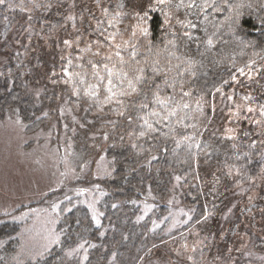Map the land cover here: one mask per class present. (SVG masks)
Listing matches in <instances>:
<instances>
[{
  "label": "rangeland",
  "instance_id": "374dc122",
  "mask_svg": "<svg viewBox=\"0 0 264 264\" xmlns=\"http://www.w3.org/2000/svg\"><path fill=\"white\" fill-rule=\"evenodd\" d=\"M176 3L180 0H173ZM151 11L163 16L169 12L167 23L164 16L166 27L189 23L186 8H164L157 0H5L0 4V65L13 62L26 71V90L35 108H40L33 119L43 117L41 124L29 129L16 111L0 114V223L16 227L4 242L0 239V264H38L56 245L63 251L59 264H86L88 259V264H140L154 246H163L169 264H264L240 258L248 250L250 235L260 240L264 234V120L262 104L255 103L264 85V58L239 67L228 90L219 88L198 100L184 96L185 90L174 81L175 88L162 94L174 101L168 106L169 111L176 109L173 116L155 104L139 108L142 97L136 95L113 96L103 103L107 80L99 81L93 72L105 75L104 64L119 71L117 51L128 58L133 45L137 53L140 44L142 50ZM93 91L95 96L85 95ZM118 100L128 105L126 117L117 115ZM152 111L166 120L156 123ZM139 116L155 130L142 129ZM181 118L183 123L178 122ZM164 124L184 127L173 137V149L196 156V172L184 176L187 183L180 175L171 177L168 196L162 199L170 207L158 217L157 209L141 199L110 204L101 185L92 183L111 175L112 151L151 142ZM141 130L144 137H139ZM206 134L231 139L237 146L234 154L217 162L211 161L209 152L196 155ZM195 185L205 193L207 209L204 218L192 224L193 210L183 203V194ZM228 198L230 206L222 217L232 213L235 223L220 222ZM127 210L131 218L120 215ZM234 212L242 214L240 222ZM96 226L98 243L61 244L73 232L89 239ZM79 245L84 247L65 255Z\"/></svg>",
  "mask_w": 264,
  "mask_h": 264
},
{
  "label": "trees",
  "instance_id": "16d2710c",
  "mask_svg": "<svg viewBox=\"0 0 264 264\" xmlns=\"http://www.w3.org/2000/svg\"><path fill=\"white\" fill-rule=\"evenodd\" d=\"M181 2L186 4L189 0H180ZM195 2L200 5L204 3V0H195ZM211 2L212 0H208V3ZM227 4L228 6L224 7L223 0H215L213 7L203 11L198 7L192 9L183 7L187 9V14L189 13L188 28H184L182 25L166 27L162 13L151 11L148 20V34L142 38V50L140 44L137 59L141 63L145 58L149 63L158 60L161 62V68H165L166 71L171 68L169 76L172 79L175 78L174 81H176L178 89L183 88L197 100L199 97H209L217 88L228 90L239 67L264 58V0H227ZM217 7L220 10H217ZM191 25H195V27ZM185 31L194 38L192 41H188L186 48L183 46V41L188 40L183 36ZM208 40L212 41L211 47L207 44ZM169 41H175L178 44V49H172ZM150 48L151 51H149ZM170 50L175 51L176 56L181 59L191 58L195 61V66L190 69L195 73L194 76L189 75L187 65L181 64L180 60L175 57L170 58L172 63L167 65V59H169L167 53ZM158 51L159 55H157ZM166 65L167 67H165ZM176 65H180L179 68ZM178 72H184L185 75L181 77ZM149 75H151L150 72ZM23 77H27L26 71L15 63L9 62L0 65V114L7 109L16 111L26 122L27 128L34 129L37 124H41L43 117L41 115L36 117V120L33 119V116L40 112V108H35L37 105L32 102L30 94H28ZM162 80V76L156 77L157 83ZM261 88L262 90L257 94L255 101L259 106L264 105L263 84ZM166 89L168 88H165L163 93L167 91ZM150 96L151 93H149ZM178 98L181 99L180 96ZM133 105L135 104H132L131 108L134 107ZM30 106L34 107L32 111ZM182 130L184 127L181 125L164 124L151 142H140L134 148L128 146L116 148L111 153L113 157L111 175L102 178L100 183L97 182L98 180H94L92 184L101 185L106 197L111 201L110 204L126 205L129 201L141 199L142 201L139 200V202L150 204L153 206V210L157 209L155 214L158 217L170 207L168 203H162V199L168 196L171 177L175 174L180 175L181 180L187 183L188 179L184 176L189 177L196 172L194 165L196 156L193 159L186 152L173 149V137ZM236 147L231 139L218 134L208 137L206 134L200 141L196 155L209 152L211 161L217 162L223 155L232 156ZM183 185V183L180 185L181 189ZM204 198L205 193L199 190L196 185L183 194V203L193 210L192 224L204 218L207 209L204 205ZM229 206L230 198L226 200L224 210L220 213V222L235 223L232 220V213L222 217ZM123 214L131 218L128 210L120 212V215ZM234 214L238 219L237 222H240L242 214L240 212H234ZM87 227L90 228V225ZM125 228H128L126 231L132 230L130 227ZM13 229H16L14 225L0 223V239L4 242L13 234ZM135 229L136 231L141 230ZM185 229L182 231L184 232ZM98 230L97 226L92 227L88 234L90 235L89 239L78 237V232L69 233L66 241L64 240L61 244L71 246L82 242L79 240L87 241V243L82 242L85 245L96 244V238L100 236ZM247 232L250 233V230ZM250 236L252 240L247 246L248 250L246 249L240 258L246 256L249 257V259L246 258L247 262H264V234L260 240L252 234ZM69 238H74L77 242L70 244ZM108 242H111V238L108 239ZM10 243L12 241L5 244L9 245ZM104 244L108 245V243ZM56 246L38 264H59L63 251L59 249L58 245ZM162 247L154 246L151 251L141 257L140 264L145 261L151 264H169L170 259H167L166 254L163 255ZM100 258V255L96 257L98 261ZM89 260L86 261V264L89 263ZM124 264L129 263L125 262Z\"/></svg>",
  "mask_w": 264,
  "mask_h": 264
},
{
  "label": "snow or ice",
  "instance_id": "6c2138e0",
  "mask_svg": "<svg viewBox=\"0 0 264 264\" xmlns=\"http://www.w3.org/2000/svg\"><path fill=\"white\" fill-rule=\"evenodd\" d=\"M5 0H0V4H3ZM157 4L160 6H163L164 8H176L179 9L181 7H186L188 9H192L193 7H198L201 11H203L206 8L213 7L215 5V0H212L211 3H208V0H204L203 4L197 5L195 0H189L188 3H176L173 4V0H157ZM224 7H227V0H223ZM217 10H220L219 7H217ZM165 16V22L167 23L169 20V12L164 13ZM192 27H195V25H191ZM184 28H188L189 24H183ZM135 35V33H133ZM183 36L187 37V41H183V46L186 48L188 41H192L194 38L192 35L185 31L183 32ZM67 43V41L65 42ZM169 44H171L172 49H178V44L175 41H169ZM207 44L209 47L212 45V41L208 40ZM199 46V45H197ZM133 51L129 53L128 58H125L121 55L119 51L115 53L117 57H119L120 61V69L119 71H113L112 68L108 66V64L103 65V72L105 75H101L100 72H93V75L101 82H103L105 79L107 80V84L105 85L106 91L108 95L105 97L103 103H108L111 101L113 96H120V97H131L133 95L141 96L142 99L139 101V108L141 109H148L150 105H158L163 111L167 112L168 116L176 115V109L173 108L171 111L168 110V106L170 101H172V98L168 96H162L163 91L165 88H175V83L173 78L172 80H169L168 76L171 71V68H168L167 71L165 68L160 67V61L153 60L151 63L148 62L147 58H145L144 62L141 63L139 59H137V51L135 50V45L132 46ZM167 47V45H166ZM152 49L150 48L149 51ZM160 52H157V55H159ZM203 54V53H201ZM167 65H170L172 63V60L170 58L175 57V59L180 60L181 64L187 65L188 67V74L191 76H194L195 73L191 72L190 69H192L195 66V61L191 58L188 59H181V57L176 56L175 51H168L167 53ZM108 59H111L109 57ZM89 64L92 65L93 69L97 68V65L94 64L92 61H89ZM147 65V67H145ZM167 65L165 67H167ZM180 65H176L177 68H179ZM242 71V70H241ZM149 72L151 75H149ZM67 74V73H65ZM178 75L183 77L185 75L184 72H178ZM163 76V80L159 83L156 82V77ZM81 83H84L83 80L80 81ZM118 82V84L116 83ZM93 88L96 86L93 85ZM183 87V85H181ZM217 91L220 89L217 88ZM149 93H151V96L149 97ZM92 95L95 96L96 92L93 91L91 93L86 92L85 95ZM184 96L190 95L189 92L185 91L183 92ZM231 99V97H229ZM248 99V98H245ZM117 103L121 104V110L117 113V115L121 117H126V109L128 108V105L125 104L123 101H117ZM135 106V105H133ZM180 106V105H178ZM184 109H187L189 105L187 103H184L182 105ZM247 111L253 112V108H248ZM152 116L158 117L156 120V123H161L166 120V117H162L159 112L152 111L150 113ZM260 115L264 117V105L260 107ZM140 120H143L144 123L141 125L142 129H147L148 131H154L152 124H150L146 117L139 116ZM184 118H181L178 122L183 123ZM195 127V125H193ZM145 131L141 130L139 132V137L145 136ZM105 139H108V136L105 135ZM135 147V145H133ZM55 207V206H54ZM113 207H116L115 204H113ZM93 220H95V216L92 217ZM56 243L59 242L58 238L54 241ZM83 245H79L78 248H73L69 252H66L65 255H72L75 252H78L80 248H83ZM84 259H87L85 256Z\"/></svg>",
  "mask_w": 264,
  "mask_h": 264
}]
</instances>
